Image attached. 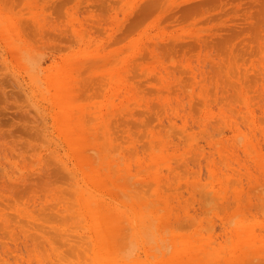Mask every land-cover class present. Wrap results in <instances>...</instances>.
Masks as SVG:
<instances>
[{
  "label": "rangeland",
  "instance_id": "obj_1",
  "mask_svg": "<svg viewBox=\"0 0 264 264\" xmlns=\"http://www.w3.org/2000/svg\"><path fill=\"white\" fill-rule=\"evenodd\" d=\"M0 264H264V0H0Z\"/></svg>",
  "mask_w": 264,
  "mask_h": 264
},
{
  "label": "bare ground",
  "instance_id": "obj_2",
  "mask_svg": "<svg viewBox=\"0 0 264 264\" xmlns=\"http://www.w3.org/2000/svg\"><path fill=\"white\" fill-rule=\"evenodd\" d=\"M178 226L175 225V228L177 229Z\"/></svg>",
  "mask_w": 264,
  "mask_h": 264
}]
</instances>
